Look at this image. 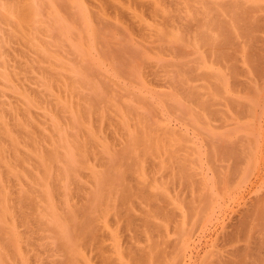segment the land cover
<instances>
[{"label": "rangeland", "instance_id": "rangeland-1", "mask_svg": "<svg viewBox=\"0 0 264 264\" xmlns=\"http://www.w3.org/2000/svg\"><path fill=\"white\" fill-rule=\"evenodd\" d=\"M0 264H264V0H0Z\"/></svg>", "mask_w": 264, "mask_h": 264}]
</instances>
